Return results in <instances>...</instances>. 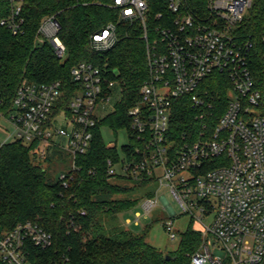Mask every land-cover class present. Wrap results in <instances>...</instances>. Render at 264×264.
I'll return each instance as SVG.
<instances>
[{
	"label": "built area",
	"instance_id": "1",
	"mask_svg": "<svg viewBox=\"0 0 264 264\" xmlns=\"http://www.w3.org/2000/svg\"><path fill=\"white\" fill-rule=\"evenodd\" d=\"M251 3L205 0L203 8L194 9L190 0L104 4L117 12L118 21L141 28L148 66L139 101L127 111L129 127L121 130L127 136V143L120 146L125 151L118 161L107 159L108 176L131 184L153 180L167 189L179 212L169 203L164 205L168 213L164 231L176 239L174 220L187 215L191 230L200 234L189 264H264V101L251 71L255 44L238 35ZM152 17L157 21L153 27L148 24ZM0 25L13 36L23 33V0H11L10 12ZM60 30L56 15L47 16L37 29L36 42H48L63 59L66 48ZM117 31L115 23L98 29L89 37L90 50L110 51L119 41ZM261 47L264 58V35ZM104 73L91 63L74 66L71 78L83 89L71 99L68 111L56 115L60 82L22 81L11 103L0 100V131L11 139L0 144L22 141L33 146V155L43 167L66 154L69 169L59 171L57 178L67 186L100 120L94 114L96 106L111 101L116 83ZM218 78L225 81L223 107L214 106L207 83ZM181 101L191 105L197 126L175 138L173 116ZM217 110L221 115L214 122ZM106 147L118 148L115 143ZM156 195L140 202L145 216L157 206ZM140 217L137 213L136 224ZM51 245L52 235L27 221L0 235V259L4 264H30L32 248L45 251Z\"/></svg>",
	"mask_w": 264,
	"mask_h": 264
},
{
	"label": "trees",
	"instance_id": "2",
	"mask_svg": "<svg viewBox=\"0 0 264 264\" xmlns=\"http://www.w3.org/2000/svg\"><path fill=\"white\" fill-rule=\"evenodd\" d=\"M110 1L23 0V33L13 36L0 25V100L5 103H11L24 80L58 81L61 94L53 114L68 111L71 99L83 89L70 75V70L81 62L105 71L106 78L119 85L122 95L113 111L97 121L89 150L78 157L79 170L72 179V175L67 178V186L54 176L52 161L43 167L35 159L33 146L22 141L0 144V235L27 221L52 235L50 248L31 249L30 264H189L200 243V234L189 228L181 234L177 249L164 253L146 242L148 227L142 234H135L113 223L119 214L142 201L133 199L131 193L154 181L131 184L108 176L107 159L118 161L125 147L108 149L102 129L113 135L128 129L127 111L139 101V88L148 77L142 30L136 24L118 21L117 12L104 6ZM204 1L190 0L191 9L203 8ZM10 2L0 0V21L8 16ZM52 15L61 26L59 37L66 48L63 59L54 54L48 42H36L42 19ZM108 23L117 24L118 43L106 53L92 52L90 35ZM148 24L153 27L157 21L152 17ZM238 35L255 44L251 71L264 101V0H252ZM219 94L225 102V94ZM177 104L172 129L174 137L180 138L197 125L191 105L185 101ZM219 115L221 112L216 120ZM134 142L131 139L130 144L134 146ZM153 196V192L147 193L145 199ZM0 264H4L1 259Z\"/></svg>",
	"mask_w": 264,
	"mask_h": 264
},
{
	"label": "rangeland",
	"instance_id": "3",
	"mask_svg": "<svg viewBox=\"0 0 264 264\" xmlns=\"http://www.w3.org/2000/svg\"><path fill=\"white\" fill-rule=\"evenodd\" d=\"M113 82V81H112ZM208 85L212 91L210 92L211 96H213V104L215 107H223L225 106L226 101L222 100V97L219 92L225 94V81L221 78L217 80L209 79ZM215 85V87H213ZM218 94V95H217ZM121 91L118 84H114L111 87V101L108 104H98L94 110V114L98 119H102L108 116L114 109L115 105L121 100ZM218 112L221 110L214 111V117L212 120L216 119ZM220 114V113H219ZM209 119H206L208 121ZM6 132L0 131V142H3L7 139V141L11 140L8 137ZM102 136L106 144L108 143H115L118 148L120 146L127 143V136L125 132L120 131L116 135L109 133L106 129H102ZM62 145H65V141L62 139L59 140ZM53 173L54 176H57L59 171L66 172L69 169V157L64 154L56 159H53ZM48 163H46L47 165ZM156 193L155 199H157V206L151 211L148 216H145L142 204L139 203L136 206L132 207L131 209L122 212L119 214L113 221L118 227L126 228L132 231L135 234H142L145 231V228L148 227L146 230V242L164 252L170 253L174 252L180 242V236L184 233L187 229L192 227L191 219L187 215L180 216L174 220V229L176 232V239L171 240L169 235L164 231L162 223L165 219H167V211L164 209V205L169 203L174 211L178 214L179 210L178 207L171 196V194L167 191L165 187H160L157 182H152L149 185L138 187L134 192L131 193V197L133 199L139 198V200H144L147 193ZM141 214L139 218L138 224L135 223L136 214ZM126 220H129L126 223ZM201 240V239H200Z\"/></svg>",
	"mask_w": 264,
	"mask_h": 264
},
{
	"label": "snow or ice",
	"instance_id": "4",
	"mask_svg": "<svg viewBox=\"0 0 264 264\" xmlns=\"http://www.w3.org/2000/svg\"><path fill=\"white\" fill-rule=\"evenodd\" d=\"M116 3L119 4L121 3V0H116ZM131 11V9H129V12Z\"/></svg>",
	"mask_w": 264,
	"mask_h": 264
}]
</instances>
